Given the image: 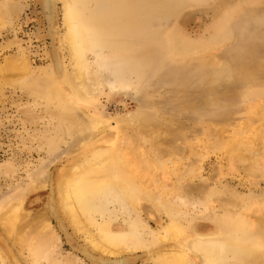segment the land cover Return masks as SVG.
<instances>
[{
  "label": "bare ground",
  "instance_id": "6f19581e",
  "mask_svg": "<svg viewBox=\"0 0 264 264\" xmlns=\"http://www.w3.org/2000/svg\"><path fill=\"white\" fill-rule=\"evenodd\" d=\"M39 1L51 41L61 4L57 50L64 47L68 61L53 60V47L47 53L52 61L34 67L20 44L0 61V95L11 87L25 97L26 103L15 105L24 130L35 127L27 151L44 154L20 167L11 157L0 163V264H84L62 251L65 228L83 238L84 258L102 264L133 258L139 264H264V196L212 191L190 160L195 139L202 137V108L220 106L218 114H224L226 97H232L222 95L215 78L202 85L208 95L180 99L165 116L142 104L115 117L114 133L95 111L103 95L137 90L146 73L143 43L155 32L150 19L196 0ZM245 1L214 0L213 29L225 28ZM21 6L19 0H0V25L11 24ZM240 77L235 97L256 98L249 104L251 120L230 116L207 123L228 134L225 146L238 154L246 174L264 175V129L254 117L264 118V79L245 66ZM254 126L252 142L238 140ZM64 155L53 173L50 167ZM168 169L175 176L172 186L159 175ZM200 206L207 213H196ZM198 217L211 218L218 229L191 230Z\"/></svg>",
  "mask_w": 264,
  "mask_h": 264
},
{
  "label": "rangeland",
  "instance_id": "374dc122",
  "mask_svg": "<svg viewBox=\"0 0 264 264\" xmlns=\"http://www.w3.org/2000/svg\"><path fill=\"white\" fill-rule=\"evenodd\" d=\"M19 2L23 7L21 6L22 11L15 16L16 19L11 24L0 25V61L4 54L13 53L16 45L20 44L34 67L52 61L47 53H50L53 47L55 53L51 54L52 59L54 60V56L57 59L61 56L67 63L66 49L61 46V49L57 50L63 34L61 4L58 5L59 10L55 18L58 34L54 41H51L45 35L40 1ZM216 4L214 0L186 2L176 6L171 14L164 9L162 16L151 18L149 26L153 27L155 32L153 38L143 43L146 73L139 79L137 90L126 91L127 94L117 92L103 95L100 98L101 106L95 108V111L106 119L108 132L114 133L117 131L115 117L125 116L142 104L157 108L160 114L165 116L171 113L173 105L180 99L199 101L208 95L209 90H204L202 85L209 82V78H215L216 88L222 95L232 94V97H226L229 106L222 110L225 111L224 114H218L220 106L209 108L205 105L202 108L205 112L200 119L205 121L200 130L202 137L195 139L190 160L195 161L197 169L202 168V178H209L208 189L217 192L230 191L241 197L261 198L264 196V175L246 174L237 164L240 159L238 154L225 146L228 134L218 128L215 130L214 126L207 122L230 116L242 117L237 120H251V117L248 118L249 104L256 98L253 95L243 100L236 98L234 94L241 86L238 79H241L242 67L253 70L257 78L264 79V0H246L243 6L232 14L225 28L219 30L213 29L212 26ZM252 54V59H246ZM182 79H186L183 84L180 83ZM138 96L143 100H138ZM261 97L264 98V95ZM16 100L21 103L27 101L20 91H14L11 87L5 88L3 97L0 95V163L11 157L14 158L15 166L20 167L26 159L35 160L39 156L44 157V154L36 150L27 151L30 143L26 138L35 127L27 126L24 130V115L17 111ZM254 117L261 121L259 126L263 130L264 118ZM183 119L188 125L194 123L188 116ZM257 127L254 126L249 133L245 131L243 135L237 136L238 140L252 142ZM65 159L66 155L50 167L53 173L65 163ZM18 174L24 178L27 176L26 171L22 169L18 170ZM159 175L167 180L169 186L173 185L175 176L171 169L160 172ZM198 178L194 180L196 184L200 180V177ZM42 192L46 193L45 190ZM214 209L213 205L210 211L213 212ZM197 212L199 215L207 213L201 206ZM190 228L207 232L218 229V225L211 218L198 217L191 223ZM60 240L62 251L73 252L76 254L74 258L77 257L81 263L102 264L100 258H84L83 238L72 229L65 228ZM134 261L137 264L141 262L139 258H133L128 259V264H134Z\"/></svg>",
  "mask_w": 264,
  "mask_h": 264
}]
</instances>
